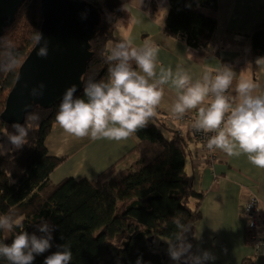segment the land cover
Listing matches in <instances>:
<instances>
[{"label":"trees","instance_id":"trees-1","mask_svg":"<svg viewBox=\"0 0 264 264\" xmlns=\"http://www.w3.org/2000/svg\"><path fill=\"white\" fill-rule=\"evenodd\" d=\"M88 2L98 9L100 22L90 40L92 56L82 76L83 84L89 79L107 80L109 64L105 57L108 49L122 40L112 28L120 14L121 0ZM167 3L164 32L191 48L207 47L216 31L213 13L218 0ZM41 20L40 0H25L0 36L12 41L20 62L16 71L0 72V113L18 67L35 44L32 35L39 32ZM249 38L252 59L264 57V15ZM83 84L74 95L83 97ZM59 103L49 108L34 106L22 123L30 129L28 144L0 155V215L10 211L23 215L30 233L42 220L56 226L52 248L36 256L33 264H43L44 257L56 251L57 245L70 246V264H136L137 258L141 264H164V252L155 249L153 242L156 236L174 238V217L192 226L187 235L193 248L192 232L202 215L205 192L194 187L193 177L185 169V158L190 141H198L201 146L203 141L190 130L186 135L167 133L165 118L156 112L145 127L133 134L136 142L132 149L96 177H67L53 182L50 173L66 159L50 154L45 145L57 122ZM33 114L38 119H31ZM6 131H13L12 124L0 118V135ZM5 236L8 239L4 242L10 243L11 234L0 230V240ZM244 238L249 244L248 229ZM0 264L8 262L0 258ZM242 264L255 263L246 257Z\"/></svg>","mask_w":264,"mask_h":264},{"label":"clouds","instance_id":"clouds-1","mask_svg":"<svg viewBox=\"0 0 264 264\" xmlns=\"http://www.w3.org/2000/svg\"><path fill=\"white\" fill-rule=\"evenodd\" d=\"M160 27H163V18ZM32 40L40 45L36 55L47 57L48 41L42 34L36 31ZM159 51V47L149 41L135 46L130 35L110 47L105 57L109 64L106 81L89 79L83 84V97L74 95L76 84L69 85L63 92L56 113L59 127L77 139L126 140L156 116L167 85L175 93L171 113L179 120L194 110L192 129L212 134L206 145L209 151L219 150L230 157L245 155L252 165L264 169V91H259L261 86L250 78L241 77L233 89L235 95H228L235 77L230 67L206 69L194 79L180 65L174 70L160 64ZM255 62L264 65V57H258ZM19 63L15 45L0 37V72H14ZM44 87L41 82L31 88L29 94L42 96ZM24 107L28 109L30 105ZM31 119L38 117L33 114ZM12 128V132L2 134L11 147L0 143V155L28 144L30 129L19 122H14ZM24 220L23 215L12 211L0 215V230L11 234L10 243L4 242L8 236L0 240V258L8 264H33L36 256L52 248L56 226L42 220L34 226L36 231L30 233ZM173 223L177 232L173 239L165 242L167 254L175 264H206L215 259L207 250L199 254L192 252L187 235L191 225L178 217L173 218ZM192 237L198 240L200 234L192 232ZM56 247V251L44 257L43 264H70L73 258L70 246ZM136 264H141L140 258Z\"/></svg>","mask_w":264,"mask_h":264},{"label":"crops","instance_id":"crops-1","mask_svg":"<svg viewBox=\"0 0 264 264\" xmlns=\"http://www.w3.org/2000/svg\"><path fill=\"white\" fill-rule=\"evenodd\" d=\"M153 11L150 10L149 19L146 17L147 9L145 12L136 9L138 19L146 18L147 24L154 28L148 31L147 27L137 24L129 34L135 46H141L145 41L154 43L160 49V64L171 66L174 70L180 65L194 79L199 78L206 69L214 71L230 67L235 77L228 95H235L233 89L241 77L252 79L261 86L259 91H264V65L257 64L256 60H253L255 66H248L245 62V55L248 54L249 59L251 55L249 35L264 15V0H218L213 13L217 21L216 31L205 48H191L165 33L164 20L161 28V20L155 18ZM245 47L249 48V53H246ZM164 92L156 112L165 118L163 123L167 133L175 131L186 135L189 122L178 120L171 113L174 90L166 85ZM195 114L193 110L185 116L188 118ZM135 142L133 135L118 142L103 139L93 141L87 137L77 139L65 133L56 122L45 145L50 154L65 156L66 159L50 173V179L59 182L67 177L94 178L125 156ZM189 150L185 169L193 177L194 187L205 192L200 206L202 215L194 230V234H200V239H194L192 252L199 254L207 250L212 253L215 259L208 261L209 264H242L246 257L252 258L255 264H264V254H256L244 238V206L252 196L258 199L264 231V169L252 165L245 155L230 157L219 150H216L215 161L210 163L200 142L195 140L190 141Z\"/></svg>","mask_w":264,"mask_h":264},{"label":"water","instance_id":"water-1","mask_svg":"<svg viewBox=\"0 0 264 264\" xmlns=\"http://www.w3.org/2000/svg\"><path fill=\"white\" fill-rule=\"evenodd\" d=\"M24 1L0 0V36ZM40 12L39 32L48 41V55L38 57L40 45L34 44L18 67L0 113L8 124H22L34 106L51 107L71 84H76L79 92L83 84L80 78L92 56L90 40L100 22L96 6L87 0H40ZM41 82L45 85L43 95L31 96L30 89Z\"/></svg>","mask_w":264,"mask_h":264},{"label":"rangeland","instance_id":"rangeland-1","mask_svg":"<svg viewBox=\"0 0 264 264\" xmlns=\"http://www.w3.org/2000/svg\"><path fill=\"white\" fill-rule=\"evenodd\" d=\"M88 1V0H87ZM92 1V0H91ZM142 9L145 12V9H147V18H151V12L150 10H154L153 12L156 13V17L155 18H159V21L164 20V16L166 14V10L168 8V3L167 0H121V10H120V14L119 16H117L114 19L113 22V34L120 38L123 39V35H129L131 33V31H133V29H135L136 25L138 24L139 26H143V27H147L148 31H150L152 28L154 27H150L147 22H146V18H140L138 19L139 16L136 15V9ZM109 14V13H108ZM158 20V19H157ZM164 30V29H163ZM171 36V35H170ZM246 49V53H249V48L245 47ZM250 53H251V48H250ZM253 60L251 55H250V59L248 58V54L245 55V62L248 66H255V63H253ZM186 118V117H184ZM182 119V121H186L185 119ZM190 128V125L188 127V129ZM181 135V134H178ZM1 137H3V135H0V143H2L6 148H10L11 146L8 144L7 139H1ZM15 150V149H13ZM11 150V151H13ZM260 212V211H259ZM245 222H246V217H245ZM259 230L264 233L262 226H259ZM246 230V227L244 228V231ZM162 238V239H159ZM163 240H169L167 238L164 237H160V236H156L155 237V241L153 242V247L155 249H161V251L164 252L165 254V263H172V260L169 258L168 254H167V243ZM249 244L252 246L251 242H249ZM253 247V246H252ZM263 254V253H261Z\"/></svg>","mask_w":264,"mask_h":264},{"label":"built area","instance_id":"built-area-1","mask_svg":"<svg viewBox=\"0 0 264 264\" xmlns=\"http://www.w3.org/2000/svg\"><path fill=\"white\" fill-rule=\"evenodd\" d=\"M194 117L195 115H192L184 119L189 122V130L191 134L203 141L202 150L205 153L207 160L212 163L216 159V151H209L206 147L207 141L212 134L195 132L191 127ZM244 212L246 216L245 227L249 230V240L256 254H264V233L259 230V226L261 225V217L259 212V202L255 196L247 199L244 206Z\"/></svg>","mask_w":264,"mask_h":264}]
</instances>
